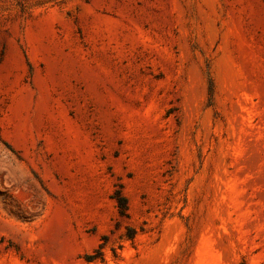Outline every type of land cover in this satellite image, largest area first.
Returning <instances> with one entry per match:
<instances>
[{
  "label": "rangeland",
  "instance_id": "rangeland-1",
  "mask_svg": "<svg viewBox=\"0 0 264 264\" xmlns=\"http://www.w3.org/2000/svg\"><path fill=\"white\" fill-rule=\"evenodd\" d=\"M104 236L107 264H264V0H0V264Z\"/></svg>",
  "mask_w": 264,
  "mask_h": 264
},
{
  "label": "trees",
  "instance_id": "trees-1",
  "mask_svg": "<svg viewBox=\"0 0 264 264\" xmlns=\"http://www.w3.org/2000/svg\"><path fill=\"white\" fill-rule=\"evenodd\" d=\"M113 199L117 203V207L119 210V215L121 217H129L128 214V201L125 195L120 191L116 192L113 196ZM138 235V230L134 227H127V232L124 234L123 238L127 241H131L132 244H134L136 236ZM108 244V237L104 236L101 240V244L98 249H96L91 254H86L84 256V260L87 264H107L106 263V255H105V247ZM123 246L121 245L120 249H122ZM113 255L115 259H119L120 254L118 253L117 249H113Z\"/></svg>",
  "mask_w": 264,
  "mask_h": 264
}]
</instances>
